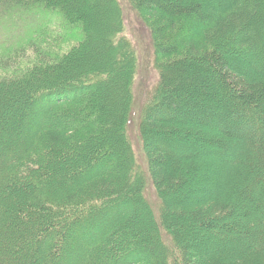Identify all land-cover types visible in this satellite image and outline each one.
I'll list each match as a JSON object with an SVG mask.
<instances>
[{
  "label": "trees",
  "instance_id": "obj_1",
  "mask_svg": "<svg viewBox=\"0 0 264 264\" xmlns=\"http://www.w3.org/2000/svg\"><path fill=\"white\" fill-rule=\"evenodd\" d=\"M14 1L83 34L0 74V121L25 114L0 127V264H264V0H129L157 71L145 171L119 0Z\"/></svg>",
  "mask_w": 264,
  "mask_h": 264
},
{
  "label": "rangeland",
  "instance_id": "obj_2",
  "mask_svg": "<svg viewBox=\"0 0 264 264\" xmlns=\"http://www.w3.org/2000/svg\"><path fill=\"white\" fill-rule=\"evenodd\" d=\"M119 2L124 11L125 28L123 35L130 40L131 45L136 51L137 57L135 74L131 80L133 113L131 114L132 117L128 124L127 134L129 136L133 134L131 136V142L136 158V168L137 165H141L139 168L144 170V152L141 146H139L137 139H135L137 138L136 121L139 108H142L152 97L155 86L154 83L157 79V71L152 59V42L146 32V28L140 22L129 0H119ZM31 3L32 2L25 4L24 1H14L0 8V74L5 73L14 75L20 73V71L29 66L31 61L34 60V55H36L35 50L39 51V47L48 46L54 53H66L77 46L79 38L82 37L83 30H81L80 26L78 29H73L74 27L69 25V23L60 16L58 17L62 22H60L53 13L49 15L41 14L40 12L28 13L30 12L29 10H24L26 8L25 5L30 6ZM96 13L97 12L94 13V16L91 14L94 19L97 16ZM68 32L72 34L68 35ZM3 62L8 64L9 67L4 69L2 66ZM9 104H5L4 106L8 111L12 108ZM78 114L81 115V113ZM24 115L25 114L20 113L13 117L10 113L9 118L6 115V120L2 119L0 121L1 128L8 129L11 131V134L14 132V135L7 136L8 138L11 136L16 137L15 135L20 136L23 133L22 131L25 129V125L22 123ZM3 139L7 138H2V140ZM94 143H97V140H93L92 142L90 140V142H87L86 146H90ZM149 182L150 181L145 180L144 195L150 206H152L156 219L159 204L155 199L154 189L150 186ZM54 185H57V183L49 184L51 188ZM189 231H191V229ZM14 243L15 241L12 242V240H10L9 244H7V248H16L17 245L14 247ZM0 245H2L1 242ZM1 254H3V247L0 246V255Z\"/></svg>",
  "mask_w": 264,
  "mask_h": 264
}]
</instances>
